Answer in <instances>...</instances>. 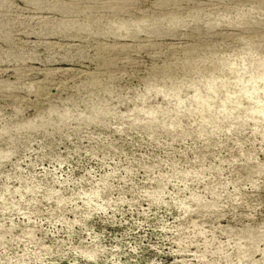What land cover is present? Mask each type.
<instances>
[{
	"label": "rangeland",
	"instance_id": "obj_1",
	"mask_svg": "<svg viewBox=\"0 0 264 264\" xmlns=\"http://www.w3.org/2000/svg\"><path fill=\"white\" fill-rule=\"evenodd\" d=\"M0 264H264V0H0Z\"/></svg>",
	"mask_w": 264,
	"mask_h": 264
}]
</instances>
